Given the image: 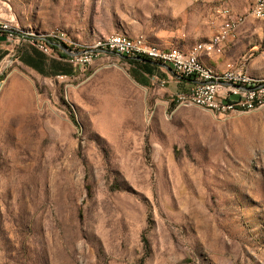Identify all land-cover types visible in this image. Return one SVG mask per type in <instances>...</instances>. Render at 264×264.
<instances>
[{"label": "rangeland", "instance_id": "obj_1", "mask_svg": "<svg viewBox=\"0 0 264 264\" xmlns=\"http://www.w3.org/2000/svg\"><path fill=\"white\" fill-rule=\"evenodd\" d=\"M250 4L0 0L29 33L0 54V264H264V107L172 106L141 61L73 67L34 45L59 32L82 50L111 35L188 50L216 32L217 11L246 17L243 64L264 77Z\"/></svg>", "mask_w": 264, "mask_h": 264}, {"label": "built area", "instance_id": "obj_2", "mask_svg": "<svg viewBox=\"0 0 264 264\" xmlns=\"http://www.w3.org/2000/svg\"><path fill=\"white\" fill-rule=\"evenodd\" d=\"M250 3L251 17L255 20L264 19V0H250ZM216 16L221 21H229V28H221L220 23L216 32L208 38L207 43H200V46L214 44L211 56H219L230 39L237 37L239 27L246 22V17L220 16L217 15V11ZM0 36L16 45L20 43V39L25 38L15 27V21L11 20L7 13L5 16L0 15ZM34 43L37 50L45 55L51 54L55 47L62 49L67 61L73 67L82 66L98 54H109L135 60L142 58L166 66L176 76L193 82L189 91L177 92L168 96L172 106H176V103L184 99L185 96H195L201 103L209 104L212 107V113L220 117L233 113L250 112L264 107V105H260V98L264 96V83L252 84L251 79L242 81L238 72L239 64H232L230 68H227V72L224 73L221 80H212L210 74L199 70L194 62H191V53L190 55L153 53L152 48L144 46L141 35L134 38L112 35L110 46L94 47L90 50H82V46L75 45L63 33L59 32H53V39L35 40ZM56 78L62 80V75H57Z\"/></svg>", "mask_w": 264, "mask_h": 264}, {"label": "crops", "instance_id": "obj_3", "mask_svg": "<svg viewBox=\"0 0 264 264\" xmlns=\"http://www.w3.org/2000/svg\"><path fill=\"white\" fill-rule=\"evenodd\" d=\"M221 23H222V21H221ZM227 26H228V23L225 26V28H227ZM242 26L239 27V30H238L239 33H238L237 39L236 40L230 39V42H228L225 49L219 53V56H211V53L214 50L206 49L200 53L199 60L205 66H207V67H209V68H211L217 72H222V71L227 70V68H230L232 64H239L238 67L241 66V64H243V35L246 33V32L243 33L244 31H246L245 30L246 28L241 29ZM196 44H198V43H196ZM14 47H15V44L13 42H9L6 40L5 37L0 36V54H5V53L9 54L13 51ZM247 49H248V52H250L253 49V47H248ZM188 50H184V51H188ZM21 52H22V50H21ZM27 52H28V50H27ZM22 54H23V52H22ZM29 56L30 55H27V53L24 54V58H23L24 61L27 62V60L28 61L31 60V58H29ZM140 61L143 62L144 64L154 68V70L151 72L152 73L151 78L158 76V77L163 79V82H165V84H166V91H167L168 96L170 94L177 93V92H187V91H189V89L193 85V82L191 80H188L185 78H180V77L176 76L166 66H163V65L158 64V63L153 62V61H144V60H140ZM52 62H53L52 63L53 68H55L57 65L60 64L56 60L52 61ZM244 68L251 77L257 78V79H264V77H262L261 75L252 74L249 71V68H248V66H246V64L244 65ZM159 70L162 71L164 74L159 73Z\"/></svg>", "mask_w": 264, "mask_h": 264}, {"label": "bare ground", "instance_id": "obj_4", "mask_svg": "<svg viewBox=\"0 0 264 264\" xmlns=\"http://www.w3.org/2000/svg\"><path fill=\"white\" fill-rule=\"evenodd\" d=\"M11 20L15 19L12 17H10ZM258 20H264V19H258ZM15 27L17 28V30L21 33V35H23L25 38L29 36V33L26 30H23L22 28H20V26L18 25V23L15 21ZM227 28H229V23ZM116 37H126V36H122V35H114ZM141 38L143 39L144 42V46L145 47H150L153 49V53H158V54H168V53H174V54H178V55H190L191 53V62H194V64L199 68V70L203 71V72H207L208 74H210V79L212 80H221V78L223 77L224 73L227 72V70L222 71V72H217L207 66H205L200 60H199V55L202 51L206 50V49H211L214 50V44H204L201 45L200 44H196L193 47H191L188 51H184L182 49L179 48H168V49H161V48H157L154 47L152 45H150L143 36H141ZM208 39L206 40L207 43ZM112 42V35L109 36L108 38H106L104 41L100 42L99 44L96 45V48H105L106 46H110ZM98 55H103V54H98ZM97 57L94 56L92 58H90L89 62H85L84 64H82V66L85 65H89L92 63V61ZM245 64H241V66L238 67V72L241 75V80L242 81H249V79H251V83L252 84H260V83H264V79H257V78H253L251 77L247 71L244 68ZM260 105H264V96H262L260 98ZM180 106H196V107H200V108H204L206 110H209L212 112V107L209 104H204L201 103L200 100L197 99V97L195 96H185L184 99L179 100L176 103V107H180Z\"/></svg>", "mask_w": 264, "mask_h": 264}, {"label": "trees", "instance_id": "obj_5", "mask_svg": "<svg viewBox=\"0 0 264 264\" xmlns=\"http://www.w3.org/2000/svg\"><path fill=\"white\" fill-rule=\"evenodd\" d=\"M141 60H146V61H150V60H147V59H142V58H140ZM137 61H140V60H137Z\"/></svg>", "mask_w": 264, "mask_h": 264}, {"label": "water", "instance_id": "obj_6", "mask_svg": "<svg viewBox=\"0 0 264 264\" xmlns=\"http://www.w3.org/2000/svg\"><path fill=\"white\" fill-rule=\"evenodd\" d=\"M144 61H146V60H144Z\"/></svg>", "mask_w": 264, "mask_h": 264}]
</instances>
